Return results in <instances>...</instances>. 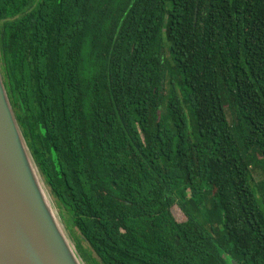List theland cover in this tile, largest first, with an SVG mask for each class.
Segmentation results:
<instances>
[{
    "label": "trees",
    "instance_id": "16d2710c",
    "mask_svg": "<svg viewBox=\"0 0 264 264\" xmlns=\"http://www.w3.org/2000/svg\"><path fill=\"white\" fill-rule=\"evenodd\" d=\"M0 73L85 264H264V0H0Z\"/></svg>",
    "mask_w": 264,
    "mask_h": 264
},
{
    "label": "water",
    "instance_id": "95a60500",
    "mask_svg": "<svg viewBox=\"0 0 264 264\" xmlns=\"http://www.w3.org/2000/svg\"><path fill=\"white\" fill-rule=\"evenodd\" d=\"M55 208L0 73V264H85Z\"/></svg>",
    "mask_w": 264,
    "mask_h": 264
},
{
    "label": "rangeland",
    "instance_id": "374dc122",
    "mask_svg": "<svg viewBox=\"0 0 264 264\" xmlns=\"http://www.w3.org/2000/svg\"><path fill=\"white\" fill-rule=\"evenodd\" d=\"M255 180L260 181V180H262V177L260 175H256ZM51 200L53 202L52 198H51ZM54 206H55V202H54ZM55 209H56L57 214H59L60 212H59L58 208L56 207ZM60 214H62V213H60ZM174 215L176 218L181 219L182 215L180 212H178V210H174ZM62 216H63V214H62ZM68 219L69 218L66 215H64L63 218L60 217V220H62V224H63V227L66 231L67 236L71 240L72 244L75 245L74 239L78 238V232L74 227H72V225L70 224ZM80 246L85 252H87L90 256L95 258V256L93 255V253L91 252V250L88 248V246L85 243L81 242Z\"/></svg>",
    "mask_w": 264,
    "mask_h": 264
},
{
    "label": "flooded vegetation",
    "instance_id": "af4514ba",
    "mask_svg": "<svg viewBox=\"0 0 264 264\" xmlns=\"http://www.w3.org/2000/svg\"><path fill=\"white\" fill-rule=\"evenodd\" d=\"M53 201H54V199H53ZM55 202V201H54ZM63 214V213H62ZM77 239V238H76ZM76 239H74V241H75V245L77 244V240Z\"/></svg>",
    "mask_w": 264,
    "mask_h": 264
}]
</instances>
